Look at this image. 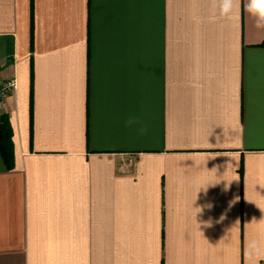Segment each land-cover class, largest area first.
I'll use <instances>...</instances> for the list:
<instances>
[{
    "label": "crops",
    "instance_id": "1",
    "mask_svg": "<svg viewBox=\"0 0 264 264\" xmlns=\"http://www.w3.org/2000/svg\"><path fill=\"white\" fill-rule=\"evenodd\" d=\"M245 2L0 0V264H264Z\"/></svg>",
    "mask_w": 264,
    "mask_h": 264
},
{
    "label": "clouds",
    "instance_id": "2",
    "mask_svg": "<svg viewBox=\"0 0 264 264\" xmlns=\"http://www.w3.org/2000/svg\"><path fill=\"white\" fill-rule=\"evenodd\" d=\"M240 2L241 0H218L219 16L222 18H231L234 8H238ZM244 10L255 18V27L257 29H264V0H246ZM127 124L129 127L139 126L138 131L142 134L147 131V128L136 117L129 118ZM261 210L264 211V209Z\"/></svg>",
    "mask_w": 264,
    "mask_h": 264
},
{
    "label": "trees",
    "instance_id": "3",
    "mask_svg": "<svg viewBox=\"0 0 264 264\" xmlns=\"http://www.w3.org/2000/svg\"><path fill=\"white\" fill-rule=\"evenodd\" d=\"M264 46V41L261 43ZM0 153L2 158L8 168L12 166L10 161L11 159V151H10V143H9V133L7 124L0 119Z\"/></svg>",
    "mask_w": 264,
    "mask_h": 264
},
{
    "label": "built area",
    "instance_id": "4",
    "mask_svg": "<svg viewBox=\"0 0 264 264\" xmlns=\"http://www.w3.org/2000/svg\"><path fill=\"white\" fill-rule=\"evenodd\" d=\"M15 86L14 80H9L0 86V102L15 89Z\"/></svg>",
    "mask_w": 264,
    "mask_h": 264
}]
</instances>
